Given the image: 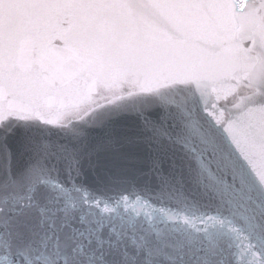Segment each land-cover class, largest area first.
Here are the masks:
<instances>
[{
	"label": "snow or ice",
	"instance_id": "snow-or-ice-1",
	"mask_svg": "<svg viewBox=\"0 0 264 264\" xmlns=\"http://www.w3.org/2000/svg\"><path fill=\"white\" fill-rule=\"evenodd\" d=\"M0 264H264V0H0Z\"/></svg>",
	"mask_w": 264,
	"mask_h": 264
}]
</instances>
